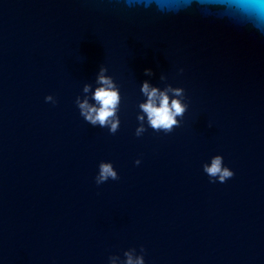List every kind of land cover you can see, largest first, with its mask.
<instances>
[{"label":"water","instance_id":"1","mask_svg":"<svg viewBox=\"0 0 264 264\" xmlns=\"http://www.w3.org/2000/svg\"><path fill=\"white\" fill-rule=\"evenodd\" d=\"M101 66L122 97L111 135L73 104ZM145 79L184 89L167 135H133ZM214 154L224 183L201 170ZM100 160L117 180L94 183ZM141 245L145 264H264V36L196 9L0 0V264H107Z\"/></svg>","mask_w":264,"mask_h":264},{"label":"clouds","instance_id":"2","mask_svg":"<svg viewBox=\"0 0 264 264\" xmlns=\"http://www.w3.org/2000/svg\"><path fill=\"white\" fill-rule=\"evenodd\" d=\"M129 7L142 3L144 7H152L160 13H177L183 10L196 9L201 15L227 18L236 24H242L257 34L264 36V0H125ZM107 69L98 67L92 83L85 82L81 92L73 104L78 116L91 127L106 129L115 134L120 126L121 94L113 78L106 74ZM144 75L152 76L150 69H144ZM164 80L163 74L159 77ZM139 93L142 99L135 104L136 126L133 135L141 137L149 129L165 135L172 132L174 127H179L188 103L184 89L165 84L159 87L145 79L139 83ZM46 103L56 104L53 95H45ZM211 127V125H208ZM140 159L133 161L139 165ZM201 170L207 176L208 182L224 183L233 177V171L223 162L220 154L208 157L201 163ZM118 179V173L111 161L100 160L96 165L94 183L99 186L109 180ZM145 249L129 247L121 254H109L107 264H145Z\"/></svg>","mask_w":264,"mask_h":264}]
</instances>
